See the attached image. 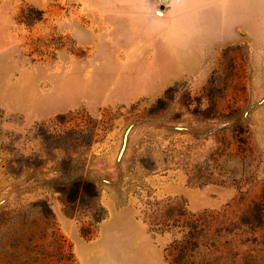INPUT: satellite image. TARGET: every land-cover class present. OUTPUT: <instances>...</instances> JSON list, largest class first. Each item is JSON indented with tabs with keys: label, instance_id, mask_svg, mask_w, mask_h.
<instances>
[{
	"label": "rangeland",
	"instance_id": "rangeland-1",
	"mask_svg": "<svg viewBox=\"0 0 264 264\" xmlns=\"http://www.w3.org/2000/svg\"><path fill=\"white\" fill-rule=\"evenodd\" d=\"M143 233L264 264V0H0V264H154Z\"/></svg>",
	"mask_w": 264,
	"mask_h": 264
},
{
	"label": "crops",
	"instance_id": "crops-1",
	"mask_svg": "<svg viewBox=\"0 0 264 264\" xmlns=\"http://www.w3.org/2000/svg\"><path fill=\"white\" fill-rule=\"evenodd\" d=\"M36 1L38 0H32L33 4H36ZM183 74H180V76ZM179 76V78H180ZM106 239H109L111 241H114V237L113 236H105ZM142 242L145 244L146 246V250L150 252V254H153L154 256V264H163V260H162V254L160 251V248H158L157 246H155L152 243V238L149 236V234L147 233H143L142 235ZM84 245V244H83ZM86 248H89V250L86 252L82 253V264H123L124 260L121 259V255L120 254H116L114 252H112L110 254V256H98L96 253L97 251L95 250V245H84ZM146 259H139L137 258V260H134L133 264H149L146 263L145 261ZM150 264H152V260H150Z\"/></svg>",
	"mask_w": 264,
	"mask_h": 264
},
{
	"label": "trees",
	"instance_id": "trees-1",
	"mask_svg": "<svg viewBox=\"0 0 264 264\" xmlns=\"http://www.w3.org/2000/svg\"><path fill=\"white\" fill-rule=\"evenodd\" d=\"M73 186H76V187H77V190L79 191V190L81 189L82 183H81V182H74V183H73ZM83 186L92 187V189H94V192H95V188H94L93 184H91V183H89V182H84V183H83ZM191 224H193V222H191L190 225H191ZM190 225H187L186 227H187V228H190ZM194 229H195V227H194ZM190 230H192V228H190ZM189 233H190V232H188V234H189ZM188 237H189L190 239H192V238H193V239H196V238H197V236L194 237V235H193L192 233H190V234L188 235ZM189 245H190V247H189V251H191V250H193V249L196 248V246H197V241L195 240L194 242L190 243Z\"/></svg>",
	"mask_w": 264,
	"mask_h": 264
}]
</instances>
